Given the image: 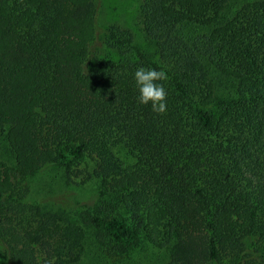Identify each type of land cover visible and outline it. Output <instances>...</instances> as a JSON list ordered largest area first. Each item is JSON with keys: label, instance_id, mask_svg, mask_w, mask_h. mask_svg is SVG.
I'll return each instance as SVG.
<instances>
[{"label": "trees", "instance_id": "trees-1", "mask_svg": "<svg viewBox=\"0 0 264 264\" xmlns=\"http://www.w3.org/2000/svg\"><path fill=\"white\" fill-rule=\"evenodd\" d=\"M100 12L0 0V264H264V0H141L145 46ZM138 67L166 72L163 114ZM80 165L76 218L33 197Z\"/></svg>", "mask_w": 264, "mask_h": 264}, {"label": "rangeland", "instance_id": "rangeland-1", "mask_svg": "<svg viewBox=\"0 0 264 264\" xmlns=\"http://www.w3.org/2000/svg\"><path fill=\"white\" fill-rule=\"evenodd\" d=\"M141 0H99L100 19L102 26L108 24H119L125 29L130 30L137 41L145 46L143 35L140 31L139 6ZM87 165H80L74 169L72 180L66 177L65 167L55 166L46 170L42 175L32 181V194L36 200H41L44 204L58 209L61 205L58 202L68 204L72 211H68L71 218H76L78 212L94 203L98 196V182L88 179ZM81 171V172H79ZM98 201V200H97ZM96 202V201H95ZM66 207V206H64ZM147 247V246H146ZM149 248V247H147ZM146 253L143 249L139 250L133 257L136 262L147 263L152 256L147 257L153 250L149 248ZM93 252H88L84 264H96L98 262V252L96 247Z\"/></svg>", "mask_w": 264, "mask_h": 264}, {"label": "clouds", "instance_id": "clouds-1", "mask_svg": "<svg viewBox=\"0 0 264 264\" xmlns=\"http://www.w3.org/2000/svg\"><path fill=\"white\" fill-rule=\"evenodd\" d=\"M132 78L138 93L139 104L150 106L153 112L163 114L167 108V92L163 83L168 79L166 72L152 67H138L132 74Z\"/></svg>", "mask_w": 264, "mask_h": 264}]
</instances>
